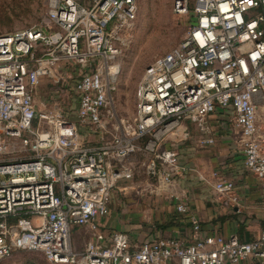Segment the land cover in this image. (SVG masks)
Listing matches in <instances>:
<instances>
[{
  "label": "built area",
  "instance_id": "obj_1",
  "mask_svg": "<svg viewBox=\"0 0 264 264\" xmlns=\"http://www.w3.org/2000/svg\"><path fill=\"white\" fill-rule=\"evenodd\" d=\"M137 12V0H49L42 25L0 34V261L26 251L50 264H240L251 257L264 263V222L249 243L201 237L192 216L189 244L153 237L136 245L119 232L104 244L98 219L109 216L113 192L132 182L133 155H151L147 173L163 187L185 172L178 152L161 144L186 122L201 129L223 113L244 168L264 184L257 121L264 101V0H173L171 12L187 19V33L145 68L133 120L112 122L107 108L117 43ZM44 82H70L73 117L40 108L35 95ZM107 131L109 142L91 145L93 135ZM213 144L201 135L193 141L197 148ZM211 177L223 204L238 208L234 183L217 172ZM176 210L187 212L183 204ZM79 227L91 239L77 251L70 236Z\"/></svg>",
  "mask_w": 264,
  "mask_h": 264
},
{
  "label": "crops",
  "instance_id": "obj_2",
  "mask_svg": "<svg viewBox=\"0 0 264 264\" xmlns=\"http://www.w3.org/2000/svg\"><path fill=\"white\" fill-rule=\"evenodd\" d=\"M259 105L264 110V101ZM257 121L264 133V124L259 122L258 115ZM189 125L194 134L191 141ZM200 127L186 122L176 135L161 144L175 149L180 165L186 168L173 185L163 187L142 170L126 184L124 191L119 188L113 192L109 216L98 219L106 235L105 245L115 232L127 235L136 245L153 237L174 238L189 244L193 234L189 221L192 216L199 223L201 237L213 235L226 240L234 236L245 243L258 237L264 222V184L244 168L232 123L218 112ZM200 135L212 137L214 144L195 147L193 141ZM212 172L234 183L240 199L238 208L223 204L213 188L216 180L211 177ZM146 177L149 184L140 186L138 182ZM177 204H183L187 212L179 213ZM84 239H89L88 242L91 239L87 227L72 230L70 240L75 250L84 249L85 246L77 249ZM240 264L264 263L251 257Z\"/></svg>",
  "mask_w": 264,
  "mask_h": 264
},
{
  "label": "rangeland",
  "instance_id": "obj_3",
  "mask_svg": "<svg viewBox=\"0 0 264 264\" xmlns=\"http://www.w3.org/2000/svg\"><path fill=\"white\" fill-rule=\"evenodd\" d=\"M49 0H0V34L42 25L46 18ZM87 4V0H77ZM173 0H137L138 12L132 28L120 36L117 43L119 54L115 59L117 75L114 91L110 96L107 110L113 115L112 122L133 120L135 94L145 68L156 58L174 49L187 33L189 22L186 18L174 16L171 12ZM52 93V98L48 97ZM36 101L40 108L56 107L66 116H74L77 109L76 96L71 91L70 82L61 87L50 82L42 83L36 91ZM258 120L264 124V110L257 108ZM189 125L188 127H190ZM85 129V128H84ZM85 132V130H83ZM190 141L193 140V127L189 128ZM111 132L93 135L92 146L109 142ZM134 176L147 172L151 155L139 152L129 160ZM150 176V175H148ZM138 181V180H135ZM147 177L138 182L148 185ZM88 236V235H87ZM89 239H84L77 249L86 246ZM0 264H49L39 253L17 252Z\"/></svg>",
  "mask_w": 264,
  "mask_h": 264
},
{
  "label": "trees",
  "instance_id": "obj_4",
  "mask_svg": "<svg viewBox=\"0 0 264 264\" xmlns=\"http://www.w3.org/2000/svg\"><path fill=\"white\" fill-rule=\"evenodd\" d=\"M146 141V139H142L141 141H140V143H144ZM17 252H26V251H16V252H14L13 254H15V253H17ZM32 253V252H31ZM33 253H35V252H33ZM12 254V255H13ZM39 254H41V253H39ZM11 255V256H12ZM41 256H43L42 254H41ZM43 258L45 259V257L43 256ZM8 259V258H7ZM7 259H5V260H7ZM4 261V260H3ZM45 261H46V259H45ZM0 262H2V261H0ZM47 262V261H46ZM48 263V262H47ZM50 264V263H49Z\"/></svg>",
  "mask_w": 264,
  "mask_h": 264
}]
</instances>
